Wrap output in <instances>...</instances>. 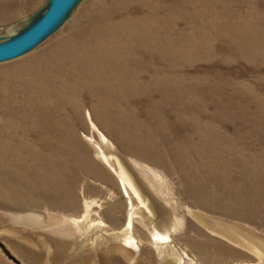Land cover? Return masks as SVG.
Here are the masks:
<instances>
[{
  "label": "rangeland",
  "instance_id": "374dc122",
  "mask_svg": "<svg viewBox=\"0 0 264 264\" xmlns=\"http://www.w3.org/2000/svg\"><path fill=\"white\" fill-rule=\"evenodd\" d=\"M48 1L0 0V42ZM203 1L80 0L38 46L0 63L2 264H264V158L250 160L264 152V127L256 125L264 123V0ZM103 17L171 24V57L159 60L152 48L136 60L144 65L140 78L151 83L156 74L155 85H93L88 64L63 66L62 57L27 67ZM32 123L37 130L17 127ZM70 128L80 158L61 151L60 167ZM100 131L132 164L167 224L147 228L141 205L128 227L121 181L88 140L99 141ZM219 170L231 172L230 183L214 179ZM155 232L169 237L154 239ZM129 237L137 249L126 246Z\"/></svg>",
  "mask_w": 264,
  "mask_h": 264
},
{
  "label": "bare ground",
  "instance_id": "6f19581e",
  "mask_svg": "<svg viewBox=\"0 0 264 264\" xmlns=\"http://www.w3.org/2000/svg\"><path fill=\"white\" fill-rule=\"evenodd\" d=\"M203 2H205L206 5L209 4V6H211V2L212 5L214 2V7H218V0H204ZM158 8L164 10L165 12H167V14L171 13V7H164L163 5H161ZM145 20L146 23L144 20L140 21L139 18L130 19L127 22H125L124 20L106 22L105 18L103 17L98 23H96V25L92 27L91 31H88L87 33H84L75 38H72L71 40L68 39L62 41L57 45V47L52 48L46 53H44L43 56L39 58V61L38 59L34 60V62H32V64H29L27 67L30 68V66H32L33 64L39 65V62L41 61H44L45 65V63L48 62L47 60L49 59H54L56 63L59 64L57 58L62 57L64 62H59L62 65L64 64L63 66H66L71 59H74L76 61V67L79 66V63L80 65H84L85 63L88 64V67L85 68L83 71L85 72V74L92 73L91 76L94 82L93 85L98 84L100 87H103L105 85V88L151 87L155 85L157 75H153V82L151 83H147L146 81H144L142 78H140L142 77L141 73L143 71L144 65L142 63L137 62L136 60H140V56H142V54H145V52L150 54L149 49L153 50L152 48H156V51L153 50V53L155 52V54H157L155 56L159 60L160 54H165L171 57V24L167 25L164 18H161L160 20L156 19V24H150V17H147ZM161 48H163L165 52H162ZM57 52L59 55L56 57L55 53ZM81 68L82 67L79 66L78 70H80ZM31 70L33 71V69ZM35 73L36 71L33 72V80H37L39 78V75ZM44 74L47 73L44 72ZM44 74L43 76H45ZM43 79L48 80L47 76ZM47 84L50 86V84L52 83L49 84L47 82ZM53 86L56 87L54 84ZM30 88H32L31 85ZM162 98H164V95ZM76 108L78 107L74 105V111L76 110ZM50 115H52V113H50ZM21 116L22 115L20 114V118L22 120ZM59 120L63 122V118H59ZM34 122L38 121L34 120ZM44 123L45 122H43L42 125ZM21 124L17 127H23L25 132H31L30 130H37L35 124L33 123L27 126H22ZM16 125L17 124H15V126ZM256 125L259 126H257V128L264 127V123L261 122ZM62 126L64 125H62L61 123L56 125L59 134L64 131L65 126L63 127V129ZM69 130L72 133L73 142H68L60 147L58 154L59 157H57L56 160V164L60 167H62L64 161H67V158L65 160V158L62 156V153H60L61 151L69 152V158L72 157L76 160L80 158L75 150V146L80 145L76 129L72 130L70 128ZM52 133L55 134L54 131H52ZM48 136L49 135H46V137ZM88 140L94 143V145L97 147L98 156H100L104 163L111 169V171L116 176H118L119 180L121 181L122 188L124 189V192L128 197L130 207L128 212V227L132 228L135 217L141 212L140 210H142L141 205L148 210V212L146 210L147 215H144L143 211V213H141L143 223L147 228H155L158 225L167 224V219H160L161 214L159 212V208H154V205L158 207L157 204H154L155 200H153V204H149V202L147 201V195L149 191L147 190L143 180L133 169V166L129 162V160L121 157V155H119V153L114 150V145L112 144L110 139L107 138V136L100 131L99 141L93 135L88 136ZM225 150L230 152V149L228 148ZM254 157H257L258 162H260L262 161V158H264V152H261L259 154L253 153V155L250 157V160ZM64 167L61 168L60 171L57 170L60 172L61 176H64ZM213 168L215 167L213 166L211 169H208L207 172L214 173ZM147 169L148 168L146 167L145 171ZM230 173L231 172L219 170L217 176L214 179L221 184L223 182L230 183ZM38 177L39 176H37L36 178V174L33 175V178L37 179V181H39ZM156 211L157 214L155 213ZM154 213L156 215L152 216V214ZM159 237L168 238L169 236L161 235L160 233L155 232L154 239H158ZM68 242L69 241L65 240L64 243L66 244ZM126 246L132 249L138 248L136 240L133 237H129L126 240ZM114 249L117 250L118 248L115 247ZM62 254L63 250H61V255ZM115 255H119L118 252H116ZM115 260L117 261L119 259L115 258ZM2 263L3 261L0 259V264Z\"/></svg>",
  "mask_w": 264,
  "mask_h": 264
},
{
  "label": "water",
  "instance_id": "95a60500",
  "mask_svg": "<svg viewBox=\"0 0 264 264\" xmlns=\"http://www.w3.org/2000/svg\"><path fill=\"white\" fill-rule=\"evenodd\" d=\"M80 0H49L46 9L20 33L0 42V63L16 59L57 30Z\"/></svg>",
  "mask_w": 264,
  "mask_h": 264
}]
</instances>
